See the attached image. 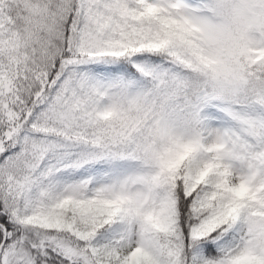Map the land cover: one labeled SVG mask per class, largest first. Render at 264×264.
Wrapping results in <instances>:
<instances>
[{
    "label": "snow or ice",
    "instance_id": "6c2138e0",
    "mask_svg": "<svg viewBox=\"0 0 264 264\" xmlns=\"http://www.w3.org/2000/svg\"><path fill=\"white\" fill-rule=\"evenodd\" d=\"M0 264H264V0H0Z\"/></svg>",
    "mask_w": 264,
    "mask_h": 264
}]
</instances>
